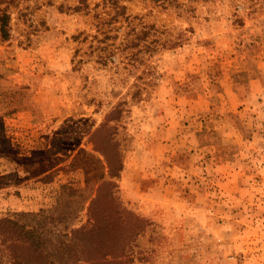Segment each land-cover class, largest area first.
<instances>
[{
    "label": "rangeland",
    "instance_id": "374dc122",
    "mask_svg": "<svg viewBox=\"0 0 264 264\" xmlns=\"http://www.w3.org/2000/svg\"><path fill=\"white\" fill-rule=\"evenodd\" d=\"M114 1L0 0V216L42 228L14 249L264 264V0Z\"/></svg>",
    "mask_w": 264,
    "mask_h": 264
},
{
    "label": "trees",
    "instance_id": "16d2710c",
    "mask_svg": "<svg viewBox=\"0 0 264 264\" xmlns=\"http://www.w3.org/2000/svg\"><path fill=\"white\" fill-rule=\"evenodd\" d=\"M113 4L116 2L111 0ZM117 4V3H116ZM79 8V7H78ZM8 14L5 11L1 12L0 15V31L3 36H7V23H8ZM111 169L112 167L109 166ZM40 227H32L28 225L25 221V213H10L5 216H0V240L2 244H4L9 252L13 261L18 262L19 264L24 263V252H18V250L14 249L17 247V243H20L19 235L22 234V241L25 243V232L30 237L31 243L38 246L41 243V230ZM81 229H77L75 231H79Z\"/></svg>",
    "mask_w": 264,
    "mask_h": 264
}]
</instances>
